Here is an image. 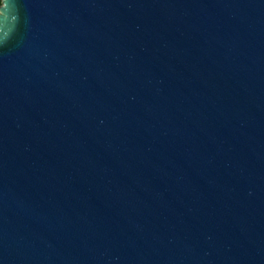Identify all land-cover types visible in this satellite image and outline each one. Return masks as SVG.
Here are the masks:
<instances>
[{
	"label": "water",
	"instance_id": "water-1",
	"mask_svg": "<svg viewBox=\"0 0 264 264\" xmlns=\"http://www.w3.org/2000/svg\"><path fill=\"white\" fill-rule=\"evenodd\" d=\"M0 264H264V0H2Z\"/></svg>",
	"mask_w": 264,
	"mask_h": 264
},
{
	"label": "trees",
	"instance_id": "trees-1",
	"mask_svg": "<svg viewBox=\"0 0 264 264\" xmlns=\"http://www.w3.org/2000/svg\"><path fill=\"white\" fill-rule=\"evenodd\" d=\"M2 5V0H0V6Z\"/></svg>",
	"mask_w": 264,
	"mask_h": 264
}]
</instances>
